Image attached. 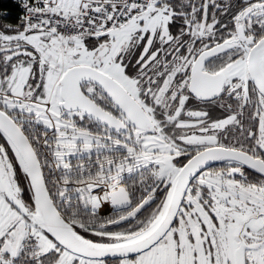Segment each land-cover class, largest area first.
Returning <instances> with one entry per match:
<instances>
[{
  "label": "snow or ice",
  "instance_id": "snow-or-ice-1",
  "mask_svg": "<svg viewBox=\"0 0 264 264\" xmlns=\"http://www.w3.org/2000/svg\"><path fill=\"white\" fill-rule=\"evenodd\" d=\"M15 7L0 264H264V0Z\"/></svg>",
  "mask_w": 264,
  "mask_h": 264
},
{
  "label": "trees",
  "instance_id": "trees-1",
  "mask_svg": "<svg viewBox=\"0 0 264 264\" xmlns=\"http://www.w3.org/2000/svg\"><path fill=\"white\" fill-rule=\"evenodd\" d=\"M4 12L8 13L7 17L3 15ZM19 14V9L11 0H0V23L15 24Z\"/></svg>",
  "mask_w": 264,
  "mask_h": 264
},
{
  "label": "built area",
  "instance_id": "built-area-1",
  "mask_svg": "<svg viewBox=\"0 0 264 264\" xmlns=\"http://www.w3.org/2000/svg\"><path fill=\"white\" fill-rule=\"evenodd\" d=\"M13 3H16V0H11ZM20 11V10H19Z\"/></svg>",
  "mask_w": 264,
  "mask_h": 264
}]
</instances>
